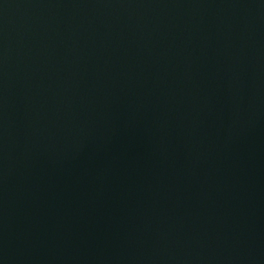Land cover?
<instances>
[{
    "label": "water",
    "instance_id": "water-1",
    "mask_svg": "<svg viewBox=\"0 0 264 264\" xmlns=\"http://www.w3.org/2000/svg\"><path fill=\"white\" fill-rule=\"evenodd\" d=\"M0 264H264V0H0Z\"/></svg>",
    "mask_w": 264,
    "mask_h": 264
}]
</instances>
